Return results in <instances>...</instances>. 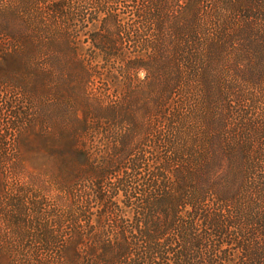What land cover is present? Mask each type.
<instances>
[{
	"label": "rangeland",
	"instance_id": "obj_1",
	"mask_svg": "<svg viewBox=\"0 0 264 264\" xmlns=\"http://www.w3.org/2000/svg\"><path fill=\"white\" fill-rule=\"evenodd\" d=\"M218 1L0 0V264H69L58 251L70 233L93 224L97 196L121 205L123 187L147 217L149 170L179 140L192 149L184 182L252 198L264 84L250 68L264 67V43L244 0Z\"/></svg>",
	"mask_w": 264,
	"mask_h": 264
},
{
	"label": "trees",
	"instance_id": "obj_2",
	"mask_svg": "<svg viewBox=\"0 0 264 264\" xmlns=\"http://www.w3.org/2000/svg\"><path fill=\"white\" fill-rule=\"evenodd\" d=\"M232 1L235 0H220L216 4L228 9ZM244 1L248 5L244 22L258 26L256 37L264 43V0ZM211 3V0L185 2L202 10ZM8 42L16 43V39L9 37ZM260 53L264 54V45ZM250 70V84L257 87L264 84V67L254 65ZM177 144L181 150L161 162H153L154 167L149 170L153 172V180L147 191V217L141 214L139 200L136 203L137 199L130 198L135 190L120 188L121 205L113 203L112 197L107 200L97 196L101 206L93 224L87 226L83 221L86 233L72 237L71 232L58 251L66 256L67 263L78 264L85 252L87 261L82 264H264V178L251 173L252 198L246 203L240 193L234 202L227 199L228 191L207 185L204 175L198 177L197 184L190 177L186 178L187 182L183 181L180 175L185 174L184 163L191 157L192 149L184 140ZM78 156L82 158L81 153ZM216 161L210 160L206 168ZM170 164L178 169L177 173L170 172ZM139 169L140 158H135L128 170ZM167 174L173 177L174 188L166 182ZM98 177L104 179L107 175ZM159 208L160 217L151 221L149 213Z\"/></svg>",
	"mask_w": 264,
	"mask_h": 264
}]
</instances>
